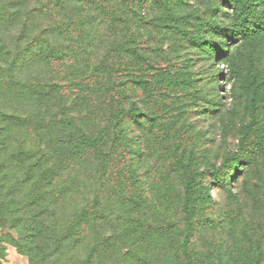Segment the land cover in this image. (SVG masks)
<instances>
[{
	"label": "rangeland",
	"instance_id": "1",
	"mask_svg": "<svg viewBox=\"0 0 264 264\" xmlns=\"http://www.w3.org/2000/svg\"><path fill=\"white\" fill-rule=\"evenodd\" d=\"M103 1L107 76L44 59L47 0H0V264H264V0Z\"/></svg>",
	"mask_w": 264,
	"mask_h": 264
},
{
	"label": "trees",
	"instance_id": "2",
	"mask_svg": "<svg viewBox=\"0 0 264 264\" xmlns=\"http://www.w3.org/2000/svg\"><path fill=\"white\" fill-rule=\"evenodd\" d=\"M102 1L103 0H47V2H45L44 12H46V28L44 30H46V39L44 45L46 57L44 59L46 61L50 63H59L56 65L62 67H65L68 64L72 65L71 67H73V71L75 72L78 71L81 65L85 64V66L91 68L93 74H96L97 72L99 73V76H107L110 74L111 69L109 68L108 63L109 55H111L112 52H122L123 47L110 49V40L107 38L104 42L102 41L103 39H101V41L98 40V37L90 35L91 30H94L95 24L105 31L107 24L109 26L110 24L118 23L125 26L127 25V19L123 18V15L125 14L124 12L112 16L113 12H108L106 7L103 6ZM116 1L120 3L123 0ZM39 37V35H36V38ZM104 37H106V35ZM107 40L109 45L106 44ZM96 41L104 44L103 50L99 48L100 55L98 54V56L91 53V50L94 47L93 44H95ZM18 53H20V51H18ZM36 56H39V53L36 54ZM89 80L90 77L84 80L85 84L83 83L84 81L80 84L84 85L80 93L81 96L88 95L87 93L96 94L101 90L97 86H90L91 84H89V82L93 83L94 80ZM122 86V83L119 84V82H115L110 86H107L105 90H112L113 88L120 89ZM31 87L38 90L42 89L44 86L42 84H29L30 89ZM102 135L103 133L89 138L83 137L81 139L80 147H86L87 150L90 148L94 149ZM195 183L196 181L194 178H188L183 191L182 208L183 218L186 222H189V220L191 221L192 217H190L192 214L190 208L193 202ZM90 214L91 213H88L85 209L78 212V214L75 215L77 222L76 224L71 225L73 227L70 232L72 233V230L75 231L79 229L77 227L80 226L78 223H80L82 217L84 221H86L85 224H87V222H89Z\"/></svg>",
	"mask_w": 264,
	"mask_h": 264
},
{
	"label": "bare ground",
	"instance_id": "3",
	"mask_svg": "<svg viewBox=\"0 0 264 264\" xmlns=\"http://www.w3.org/2000/svg\"><path fill=\"white\" fill-rule=\"evenodd\" d=\"M176 123V122H175Z\"/></svg>",
	"mask_w": 264,
	"mask_h": 264
}]
</instances>
